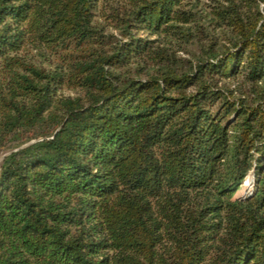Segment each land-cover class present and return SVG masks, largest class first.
Returning a JSON list of instances; mask_svg holds the SVG:
<instances>
[{
  "label": "trees",
  "instance_id": "16d2710c",
  "mask_svg": "<svg viewBox=\"0 0 264 264\" xmlns=\"http://www.w3.org/2000/svg\"><path fill=\"white\" fill-rule=\"evenodd\" d=\"M201 1L0 0V264H264V0Z\"/></svg>",
  "mask_w": 264,
  "mask_h": 264
},
{
  "label": "rangeland",
  "instance_id": "374dc122",
  "mask_svg": "<svg viewBox=\"0 0 264 264\" xmlns=\"http://www.w3.org/2000/svg\"><path fill=\"white\" fill-rule=\"evenodd\" d=\"M211 0H202L199 8L200 11L203 9H207V4H209ZM208 10V9H207ZM96 22L104 27V31L106 34H112L116 36V38L120 40H126L124 35H122V32L120 28L117 27V21L111 18H106L104 16H99L96 18ZM133 34L140 38H146V39H157V35H153L148 33L146 30H142L139 28H133ZM215 35L218 39V41L228 44V38H229V32H223L222 30L217 29L215 31ZM210 40H201L197 42H192L187 44L185 47L180 48L177 51V55L181 58H187V59H195L197 56L203 54L204 50L207 48L206 45H208ZM174 49H177V44L172 45ZM22 53L27 56V58H31L36 63H38L42 67L51 68L52 65H54L56 62L60 61V58L56 53L53 51H44V50H37L33 48L26 49L22 51ZM142 64L138 63V61H133L129 65H125L124 67H120L118 69L119 72H122L124 74L136 76L138 78H145L149 74H151L153 71V67H144ZM143 68L142 70H139ZM141 71V72H140ZM61 92L65 95H75L76 90L70 87H65L61 90ZM10 149H4L3 151H0V165L2 162V158L5 154L11 152ZM255 172L254 169L250 171V173L247 175V177L243 180L241 183V187L236 191L233 198H244L249 196L254 188H255Z\"/></svg>",
  "mask_w": 264,
  "mask_h": 264
},
{
  "label": "water",
  "instance_id": "95a60500",
  "mask_svg": "<svg viewBox=\"0 0 264 264\" xmlns=\"http://www.w3.org/2000/svg\"><path fill=\"white\" fill-rule=\"evenodd\" d=\"M9 153H10V152H9ZM9 153H7V154H9ZM7 154H5L4 157H5ZM4 157H3V158H4ZM3 158H2V160H3Z\"/></svg>",
  "mask_w": 264,
  "mask_h": 264
}]
</instances>
